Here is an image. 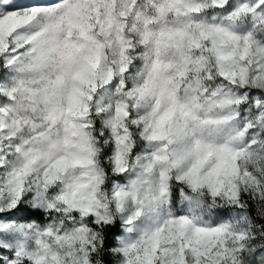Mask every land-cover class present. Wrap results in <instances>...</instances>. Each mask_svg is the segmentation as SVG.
<instances>
[{
	"label": "snow or ice",
	"instance_id": "snow-or-ice-1",
	"mask_svg": "<svg viewBox=\"0 0 264 264\" xmlns=\"http://www.w3.org/2000/svg\"><path fill=\"white\" fill-rule=\"evenodd\" d=\"M0 264H264V0H0Z\"/></svg>",
	"mask_w": 264,
	"mask_h": 264
}]
</instances>
